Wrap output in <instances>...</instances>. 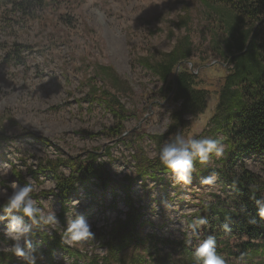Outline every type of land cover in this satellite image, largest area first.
<instances>
[{
	"label": "rangeland",
	"instance_id": "1",
	"mask_svg": "<svg viewBox=\"0 0 264 264\" xmlns=\"http://www.w3.org/2000/svg\"><path fill=\"white\" fill-rule=\"evenodd\" d=\"M183 4L189 6L192 17L187 31L176 25L183 14ZM186 34L193 43L190 68L200 74L202 86L210 94L207 111L195 121L187 136L193 137L206 130L215 112L218 85L231 73L230 65L224 64L225 59L217 51L225 49L227 32L216 11L207 8L202 0H68L55 9L39 11L35 17H21L10 3L0 0V121L8 137L0 143V199L11 193L13 182L22 186L31 177L36 185L33 199L42 208L48 205L46 211L57 214L60 223L51 227L63 231L66 214L76 208L91 225L94 237L72 246L105 257L107 249L99 246L96 235L110 229L117 218H125L128 209L120 185L133 179L136 170L132 149L101 135L105 128L113 127L114 119L99 103L89 102L90 79L96 77L97 66H105L113 68L129 84L133 93L120 95V99L138 117L125 123V136L138 130L144 133L140 144L154 158L156 151L149 137L167 133L169 114L177 107L171 96L165 101L158 96L162 82L139 60L157 59V52H171ZM14 43L33 48L34 53L26 54L25 64L5 63V52ZM93 84L104 83L96 79ZM107 87L111 85L108 83ZM223 146L226 150V144ZM92 152L100 154L98 161L119 185L117 210L111 209L115 197L112 190L102 193L99 183L93 181L78 185L64 215L57 198L46 195L56 185L43 164L48 160L85 158ZM223 157L211 159L208 166L219 169ZM244 162L251 172L264 178V155H251ZM62 172L69 175L70 169L65 166ZM208 176H214L215 182L202 184L201 180ZM131 191L143 214V234L179 244L188 233L194 248L202 241L203 231L199 227L192 233L188 218L200 203L226 201L231 196L215 173L196 178L189 185L168 176H164V181H148L146 185L137 181ZM163 201L169 205L167 209ZM6 223L0 222V252H8L5 249L12 243L3 236ZM219 244L217 250L226 243ZM263 246L264 243L246 259L223 258L226 264H264Z\"/></svg>",
	"mask_w": 264,
	"mask_h": 264
},
{
	"label": "trees",
	"instance_id": "2",
	"mask_svg": "<svg viewBox=\"0 0 264 264\" xmlns=\"http://www.w3.org/2000/svg\"><path fill=\"white\" fill-rule=\"evenodd\" d=\"M13 11L21 17H35L43 9H55L60 3L68 0H6ZM203 4L216 11L220 23L225 27L228 38L225 49L219 50L230 65L228 73L218 85L215 92L216 107L206 130L193 138H215L226 144L224 157L219 169L194 162L193 180H200L203 175L215 173L223 180L225 188L231 193L229 200L217 199L210 203H200L199 209L188 218V224L203 218L207 223L201 225L203 239L214 235L218 251L222 257L246 259L252 256L264 243V219L256 214V205L250 198V186L257 188L256 196H264V178L251 172L244 162L251 155H264V0H202ZM183 14L178 18L177 28L188 30L192 17L188 5L183 4ZM31 46L14 43L6 50L4 61L8 64H25L26 54H32ZM193 43L189 34L176 42L171 52H157V59L142 58L139 64L161 82V90L157 93L164 101L169 96L176 105L169 114V127L164 135H152L150 141L155 147L156 156L150 158L141 146L144 135L128 132L125 123L138 117L136 111L128 110L121 101L120 95H129L133 91L111 67L97 66L96 77L90 79V90L87 95L90 103H99L114 119L113 127L105 128L101 135L116 139L133 151L132 159L136 170L133 179L120 185L125 191L123 200L128 209L124 219L117 218L113 226L96 235L99 246L107 249L106 256L100 257L79 246L61 244L62 229L54 230L51 226H43L31 238V242L39 244L37 264H192L190 234L179 244H172L157 236L142 233L143 214L133 198L131 191L134 182L146 185L148 181H164V176L173 178L170 170L159 162L162 146L175 136L177 132L186 138L195 121L208 109L209 92L202 86L199 73L191 70ZM251 62L253 65H251ZM177 75L175 87V74ZM195 67L200 66L193 63ZM96 79L104 84H93ZM111 88L107 87V84ZM148 111V110H147ZM0 121V143L8 140ZM134 137V138H133ZM222 138V139H221ZM139 145L138 146V143ZM110 151V150H109ZM109 155V153L107 154ZM100 154L92 152L85 158L77 156L68 160H48L43 169L50 171L54 177L56 188L46 194L54 196L60 202L64 215L67 204L77 191L78 185H89L97 181L102 193L112 190L114 203L112 210H117L118 184L110 178L106 166L99 162ZM211 159H216L215 155ZM67 166L69 175L62 172ZM31 176L34 177L33 174ZM118 185V186H117ZM38 200V197L36 198ZM6 198L0 199V205ZM196 218V220H195ZM255 219V224L249 223ZM66 224V221L63 220ZM228 224V229L223 225ZM3 239V238H2ZM3 242H6L4 239ZM233 242L234 244H231ZM264 247V246H263ZM169 250L170 252H166ZM42 254L43 258H40ZM128 254V257L125 256ZM61 258L58 259V256ZM225 259V258H224ZM0 264H24L20 257L11 252H0Z\"/></svg>",
	"mask_w": 264,
	"mask_h": 264
},
{
	"label": "clouds",
	"instance_id": "3",
	"mask_svg": "<svg viewBox=\"0 0 264 264\" xmlns=\"http://www.w3.org/2000/svg\"><path fill=\"white\" fill-rule=\"evenodd\" d=\"M224 146L219 139L185 137L177 132L170 138L159 152V162L170 170L174 180L189 185L193 180L195 171L194 162L208 165L211 157L220 158L224 154ZM214 176H208L201 180L202 184L212 185ZM11 193L7 195L6 202L0 205V222H7L3 229L5 240L11 241L10 247L5 251L11 252L22 258L24 264H37V254L40 253L39 244L34 245L31 238L34 237L43 226H56L59 219L53 210L46 211L49 206L40 207L33 199L32 193L36 190L35 182L31 177L21 186L15 182L11 185ZM250 198L256 205V214L264 219V196L257 198V188L250 186ZM78 203V202H74ZM165 209L169 207L164 201ZM252 219L249 223L255 224ZM207 223L206 219H199L188 227L195 233L201 225ZM228 229V224L223 225ZM89 222L78 213L76 208L66 214V226L63 228L61 244L72 245L77 242L87 241L93 238ZM189 242H191L189 240ZM40 258L43 256L40 254ZM192 264H226L225 259L218 254L217 241L214 235H209L192 251Z\"/></svg>",
	"mask_w": 264,
	"mask_h": 264
},
{
	"label": "water",
	"instance_id": "4",
	"mask_svg": "<svg viewBox=\"0 0 264 264\" xmlns=\"http://www.w3.org/2000/svg\"><path fill=\"white\" fill-rule=\"evenodd\" d=\"M189 64L191 65V63H189ZM180 67H181V65H179V66L177 67V70H176L175 79H174V81H175V87L177 86V75H178V73H179V71H180Z\"/></svg>",
	"mask_w": 264,
	"mask_h": 264
}]
</instances>
